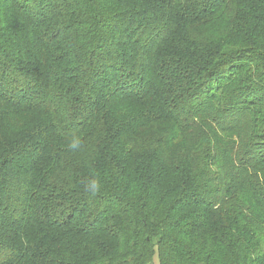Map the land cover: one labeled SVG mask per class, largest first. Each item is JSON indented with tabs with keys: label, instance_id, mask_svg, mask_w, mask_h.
<instances>
[{
	"label": "trees",
	"instance_id": "trees-1",
	"mask_svg": "<svg viewBox=\"0 0 264 264\" xmlns=\"http://www.w3.org/2000/svg\"><path fill=\"white\" fill-rule=\"evenodd\" d=\"M0 264H264V0H0Z\"/></svg>",
	"mask_w": 264,
	"mask_h": 264
},
{
	"label": "clouds",
	"instance_id": "clouds-1",
	"mask_svg": "<svg viewBox=\"0 0 264 264\" xmlns=\"http://www.w3.org/2000/svg\"><path fill=\"white\" fill-rule=\"evenodd\" d=\"M83 146V141L81 137L73 134L67 142V148L73 152L81 150ZM84 188L86 192L95 195L100 191L101 181L99 176L93 173L88 179L84 182Z\"/></svg>",
	"mask_w": 264,
	"mask_h": 264
},
{
	"label": "rangeland",
	"instance_id": "rangeland-1",
	"mask_svg": "<svg viewBox=\"0 0 264 264\" xmlns=\"http://www.w3.org/2000/svg\"><path fill=\"white\" fill-rule=\"evenodd\" d=\"M156 261V260H155Z\"/></svg>",
	"mask_w": 264,
	"mask_h": 264
}]
</instances>
